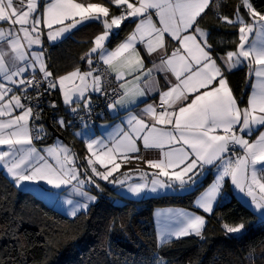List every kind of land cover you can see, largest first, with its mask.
I'll return each mask as SVG.
<instances>
[{
    "label": "snow or ice",
    "instance_id": "snow-or-ice-1",
    "mask_svg": "<svg viewBox=\"0 0 264 264\" xmlns=\"http://www.w3.org/2000/svg\"><path fill=\"white\" fill-rule=\"evenodd\" d=\"M109 5H115L119 14L113 15L108 5L94 0H0V170L17 188L43 182L50 186L39 189L46 196L59 198L65 193L66 197H79L63 200L71 206L72 217L86 213L97 201L92 189L103 191L99 181L126 186L127 192L140 196L162 189H192L202 176L214 171V179L196 199V207L211 214L230 179L235 190L250 198L249 206L259 211L264 222V11H258L251 0H240L232 17L219 12L220 0H109ZM210 8L217 10L221 23L237 30L235 49L224 55L216 53L209 42L210 32L200 27ZM241 9H246L249 19ZM126 21L135 27L110 48L111 38ZM88 22L100 23L103 30L81 57L87 70L77 67L55 76L45 59L43 29L48 30V41L55 42ZM171 41L175 47L169 51ZM34 45L40 49L34 50ZM141 47L154 57L151 67L146 66ZM241 67H247L249 80L254 79L244 107L226 74ZM161 74L166 90L160 87ZM57 90L67 111L85 125L80 113L91 116L94 112L93 94L104 97L114 115L127 111L107 139H84L90 155L84 158L83 168L66 144L36 146V141L47 136L46 127L37 123L42 119L41 105L45 95ZM152 93L159 95L158 104L133 110L141 98ZM48 106L57 108L55 102ZM55 123L67 128L73 121L58 116ZM139 141L145 150H159V159L145 161L158 171L150 175L136 169L139 182H130L133 170L116 177L122 164L142 159L130 155L140 152ZM168 217L174 226L161 231V245L173 237H202L203 215L168 210ZM223 228L226 233L240 234L245 225L225 223ZM0 231L3 238H14L24 248L9 224L0 226ZM106 255H113L111 249ZM0 264L12 261L0 257ZM18 264H26V258ZM141 264L165 262L154 256Z\"/></svg>",
    "mask_w": 264,
    "mask_h": 264
},
{
    "label": "trees",
    "instance_id": "trees-1",
    "mask_svg": "<svg viewBox=\"0 0 264 264\" xmlns=\"http://www.w3.org/2000/svg\"><path fill=\"white\" fill-rule=\"evenodd\" d=\"M220 3L219 12L232 17L240 0H220ZM251 3L258 11H264V0H251ZM216 11L215 8L206 10L200 20V27L210 32L209 42L215 47L216 53L223 55L235 49L238 34L236 28L220 22ZM241 13L245 14L246 10L241 9ZM245 19H249L246 14ZM95 24H86L58 43L43 46L47 66L55 76L77 67L85 68L81 57L89 51L92 40L81 42L77 36ZM131 25L126 21L118 30V35L111 38L109 47L122 39ZM227 77L234 96L242 101L241 107L245 106L249 93L247 68L235 70L227 74ZM53 102L60 116H69L66 108L58 106L55 93ZM44 124L56 128L63 142L70 145L78 155L76 163L82 167L85 164L84 152L74 138L79 130L64 128L60 131L53 121ZM53 139L49 135L46 140L35 143L38 146L47 145ZM212 179V173L209 172L186 193L141 200L122 198L112 184L100 181L103 191L92 189L97 196L96 203L86 213L68 218L29 191L15 187L0 170V226L9 224L15 236L24 244V248L20 249L14 238H3V232L0 231V257L10 259L12 264H18L22 258H26V264H124L125 259L128 264H132V261L141 264L154 256L161 258L165 264H264V222L257 218L252 208L232 194L228 182L223 192L228 193L229 198L224 199L222 205L219 202L211 214L206 215L193 207L194 197ZM169 207L203 215L206 225L202 237L189 235L173 239L168 244H159L153 213L156 209ZM225 223L233 226L243 223L245 230L240 234L226 233L223 228ZM109 249L113 254L111 257L106 255ZM250 254L251 260L248 259Z\"/></svg>",
    "mask_w": 264,
    "mask_h": 264
},
{
    "label": "crops",
    "instance_id": "crops-1",
    "mask_svg": "<svg viewBox=\"0 0 264 264\" xmlns=\"http://www.w3.org/2000/svg\"><path fill=\"white\" fill-rule=\"evenodd\" d=\"M98 3H103L105 5H108L110 7L111 12H112L113 15H118L119 14V9L115 5H109V0H102V2H98ZM89 23H96V24L95 25H92L90 27H87L83 32H81L79 34V36H77V39L79 41H81V42H86V41H88L90 39L93 42L95 36L98 35V34H100L102 32V30H103L102 29V25L100 23H98V22H88V23H85L83 25L78 26L71 33H73L75 30H77V29H79V28H81L84 25L89 24ZM97 24L99 25L98 27L96 26ZM134 27H135V25L132 24L130 26L129 30L127 31V33L124 35V37L122 39H120L117 43H115L112 47H115L116 44H118L119 42L123 41L131 33V31L133 30ZM43 30L45 31V34L47 33L46 31H48L46 28H44ZM70 34H68V35H70ZM61 40L62 39H59V40H57V41H55L53 43L45 42L44 43V46L47 47V46L56 44V43H58ZM91 47H92V44H91ZM112 47H110V48H112ZM168 47H169V51H171L173 49V47H175V42L174 41H171L169 43V46ZM140 52H141V56L144 58V61H145L146 66L147 67H151L150 61L154 57H149L146 54V52L143 50L142 47L140 48ZM84 64H85V68L84 69H81V71H86L87 68H88V65H87V63L85 61H84ZM241 68H243V67H241ZM73 70H71V71H73ZM71 71H68L66 73H63L62 75H65V74H67V73H69ZM230 73H226V74H230ZM228 81H229V79H228ZM253 82H254V79L253 80H249L248 79V69H247V85L249 86V93L251 91V83H253ZM77 83H78V81H77ZM159 83H160V87L162 89L166 90L165 81L163 79V75L162 74L159 77ZM229 85H230V82H229ZM230 87H231V85H230ZM249 93H248V95H249ZM248 95H247V99H248ZM55 98H56V100L58 102L57 103L58 106H61L63 108H66L65 105H64V103H63L62 95H61V93L58 90L55 92ZM147 103H156V104H158L159 103V95L156 94V93H152V94H149L146 97L141 98L138 101L137 106H135L133 110L138 112L140 109L144 108ZM246 105H247V100H246ZM126 115H127V111L126 110H121L120 113H119V115L117 116V115H114L111 111H109L108 108H106V117L102 121H100L95 128H93V129H84V130L77 131V132H82L83 133L82 136H76V135H74V138L80 144V146H81V148H82V150L84 152V158L86 156L90 155L87 152L86 144L84 143V139L85 138H90V139L103 138V139H107L109 133H111L113 131V128L117 124H121V122L126 117ZM58 128H59L60 131L64 129V128H60L59 126L57 127V129ZM257 134H258V132L253 135L252 139H255V135H257ZM138 145L140 147V152L138 154H130V155L131 156L139 155L140 157H142V159H140V160L131 159L130 162L122 164L120 171L117 172L115 174V176L117 174L121 173V171L126 172V171H129V170H133L132 172H130V177H131L130 182H139V173L135 171L136 169H139L141 171H147L150 175L154 171H158V170H155V169L150 168L145 163V161L159 159L160 158V152H159V150H156V149H148V150H145L143 148L142 141H139L138 142ZM97 167L100 168L99 165H97ZM208 173L209 172H207L205 175H207ZM210 173H212V176H213V179H214V175H215L214 171H212ZM163 179H166V178H163ZM213 179L211 180V183H212ZM226 182H228V185H229V187H230V189L232 191V194L235 197L238 198V196L236 195L238 193V191L234 189L233 185L230 182V179L226 180ZM189 190H186L185 191V190H180L179 188H176V189H162L158 193H160L162 195H174V194H183V193L188 192ZM143 194H151V193L145 192ZM162 195H159V196H162ZM226 198H229V197L228 196H225V199ZM168 210H172L173 212L180 211V210L187 211V210L182 209V208H172V207L162 208V209H156L154 211V213H153V219H154L155 226H156L157 240H158V243L159 244H160V233H161V231L166 226H174V221L170 220L169 217H168ZM188 212H190V211H188ZM157 213H160V215H157ZM173 239H176V238L173 237L172 240Z\"/></svg>",
    "mask_w": 264,
    "mask_h": 264
},
{
    "label": "rangeland",
    "instance_id": "rangeland-1",
    "mask_svg": "<svg viewBox=\"0 0 264 264\" xmlns=\"http://www.w3.org/2000/svg\"><path fill=\"white\" fill-rule=\"evenodd\" d=\"M44 31V30H43ZM47 32V31H46ZM44 33H45V31H44ZM47 39V35L46 34H44L43 36H42V40H43V46H44V43L45 42H49V43H53V42H50V41H48V39ZM33 49L34 50H39L40 49V46H36V45H34L33 46ZM60 143H63V144H66L67 146H69L71 149H72V147L70 146V145H68L67 143H65V142H63V141H61V140H59V139H57V138H54L52 141H51V143H49V144H47V145H41V146H38V145H36L38 148H45V147H48V146H51V145H53V144H60ZM2 147H4L5 149H6V146H2ZM73 150V149H72ZM83 160H84V165L81 167V168H83L84 166H86V160L84 159V157H83ZM82 160V161H83ZM81 163V162H80ZM82 164V163H81ZM103 170V169H102ZM3 171V170H2ZM3 173H4V171H3ZM5 174V173H4ZM116 174V173H115ZM114 174V175H115ZM206 175H204V176H202L201 178H200V181L205 177ZM116 177H121V175H116ZM100 182V181H99ZM102 182V181H101ZM103 183H104V181H103ZM211 184V183H210ZM209 184V185H210ZM113 185V184H112ZM209 185H207L204 189H202L201 191H199V193L196 195V197H194V200H193V207L194 208H196V209H198L199 210V208H197L196 207V204H195V201H196V199L199 197V195L209 186ZM112 187H114V189H115V191H116V193L119 195V196H121L122 198H126V199H132V200H141V199H145V198H152V197H158L159 195H162V194H160V193H158V192H156V193H152V192H150L149 191V193H151V194H142V195H140V196H134V195H132L131 193H129V192H127V189H126V186H124V187H121V186H112ZM40 188H44V189H48V188H50V186H47V185H45V184H43V182H41L40 184H39V186H37V185H35V184H29V183H25L22 187H19L18 189H20V190H23V191H29L30 193H32L33 195H35L36 197H39V199H41L46 205H48L49 207H51L52 209H54L55 211H57V212H59V213H61L62 215H64L65 217H68V218H73L71 215H69V211H70V208H71V206H69V205H67V204H64L63 203V200L65 199V198H70V199H74V200H76V199H79V197H75V196H67L66 197V194L65 193H61L60 194V196H59V198H53V197H50V196H46L45 194H43L39 189ZM158 193V194H157ZM92 194H94L93 192H92ZM224 196L222 197V198H218V200H217V202L215 203V205H214V208H215V206L220 202V204L219 205H222L223 203H225L224 201V199H225V196H228V193H226V192H224ZM95 195V194H94ZM237 196H238V199H239V201H241L243 204H245V205H247L249 208H252L253 210V212L256 214V216H257V218L259 219V220H261L260 219V213H259V211H257V210H254V207H250L249 205H250V198H246L244 195H242L241 193H237L236 194ZM227 199V198H226ZM96 203V202H95ZM119 203H121V201L119 200ZM94 204V203H93ZM93 204H91V205H93ZM200 211L202 212V213H204L203 212V210H201L200 209ZM204 214H206V215H209V214H207V213H204ZM262 221V220H261Z\"/></svg>",
    "mask_w": 264,
    "mask_h": 264
},
{
    "label": "built area",
    "instance_id": "built-area-1",
    "mask_svg": "<svg viewBox=\"0 0 264 264\" xmlns=\"http://www.w3.org/2000/svg\"><path fill=\"white\" fill-rule=\"evenodd\" d=\"M113 87H115V82L113 83ZM55 91H53L50 95H45L44 97V103L41 105L43 108V111L41 113L42 119L38 121L37 123H42L46 129H47V136L44 140H46L49 135H52L49 131L48 125L46 126L44 123L53 121L55 123V119L60 116L59 111L56 109H52L48 106L49 102H53ZM93 102H94V112L89 116L88 114L81 111L80 115L84 116V119L86 121V125L82 124L80 120L74 118L71 114L69 116L63 117L65 120L69 119L73 121V124L69 127H67L70 131H76V130H82V129H91L94 126H96L102 118L106 115V101L105 98L102 96H99L98 94H94L92 96ZM45 120V121H44ZM56 124V123H55ZM56 129V128H55ZM42 140V141H44ZM40 141V142H42ZM82 163V161H81Z\"/></svg>",
    "mask_w": 264,
    "mask_h": 264
},
{
    "label": "water",
    "instance_id": "water-1",
    "mask_svg": "<svg viewBox=\"0 0 264 264\" xmlns=\"http://www.w3.org/2000/svg\"><path fill=\"white\" fill-rule=\"evenodd\" d=\"M49 131H50V133L52 134V136H53L54 138H57V139H59V140H61V141L64 140L63 137L61 136V134H59V133L57 132L56 129H54V128H52V127H49Z\"/></svg>",
    "mask_w": 264,
    "mask_h": 264
}]
</instances>
